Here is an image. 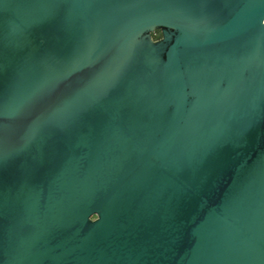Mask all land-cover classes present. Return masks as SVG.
Instances as JSON below:
<instances>
[{"label":"water","instance_id":"obj_1","mask_svg":"<svg viewBox=\"0 0 264 264\" xmlns=\"http://www.w3.org/2000/svg\"><path fill=\"white\" fill-rule=\"evenodd\" d=\"M0 264H264V0H0Z\"/></svg>","mask_w":264,"mask_h":264},{"label":"trees","instance_id":"obj_2","mask_svg":"<svg viewBox=\"0 0 264 264\" xmlns=\"http://www.w3.org/2000/svg\"><path fill=\"white\" fill-rule=\"evenodd\" d=\"M158 36H159V30L156 29L152 39H154L155 37H158Z\"/></svg>","mask_w":264,"mask_h":264},{"label":"clouds","instance_id":"obj_3","mask_svg":"<svg viewBox=\"0 0 264 264\" xmlns=\"http://www.w3.org/2000/svg\"><path fill=\"white\" fill-rule=\"evenodd\" d=\"M93 223H95V222H93Z\"/></svg>","mask_w":264,"mask_h":264}]
</instances>
